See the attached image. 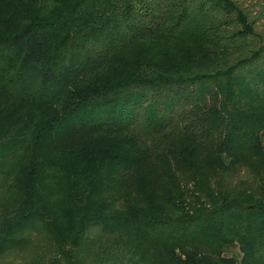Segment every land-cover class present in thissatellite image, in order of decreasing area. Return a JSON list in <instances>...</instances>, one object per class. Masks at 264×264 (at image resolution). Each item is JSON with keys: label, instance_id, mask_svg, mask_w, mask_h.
I'll use <instances>...</instances> for the list:
<instances>
[{"label": "trees", "instance_id": "obj_1", "mask_svg": "<svg viewBox=\"0 0 264 264\" xmlns=\"http://www.w3.org/2000/svg\"><path fill=\"white\" fill-rule=\"evenodd\" d=\"M2 188L0 264H264V0H0Z\"/></svg>", "mask_w": 264, "mask_h": 264}, {"label": "rangeland", "instance_id": "obj_2", "mask_svg": "<svg viewBox=\"0 0 264 264\" xmlns=\"http://www.w3.org/2000/svg\"><path fill=\"white\" fill-rule=\"evenodd\" d=\"M16 112H17V118H20L22 116V113L25 112V110H23V109H18L17 110L16 109V111H13L12 113L15 114ZM135 179H136V177L134 176V174H132V172H129V173H127L124 176H121V177L117 176L116 177V182H118L120 188H126V189H128V191H130L131 190L130 187H132V185H133V187H135V185H134V180ZM114 180L115 179H113L112 181H114ZM111 183L112 182L110 180V184ZM233 184L235 185V183H233ZM8 197H9L8 191L5 188H2V190H0V204L3 203V201L8 200ZM38 236H39V234H37V237ZM42 239H43V237L40 235V237L37 238L32 245H29L30 246L29 249L31 251L36 250L38 252V249H40L39 244H41ZM36 247H38V249H36ZM39 251H42V249H40ZM10 259L13 260L12 262L16 263V261H17V255L13 258L12 255L5 254V256H3L1 258V261L10 260Z\"/></svg>", "mask_w": 264, "mask_h": 264}]
</instances>
